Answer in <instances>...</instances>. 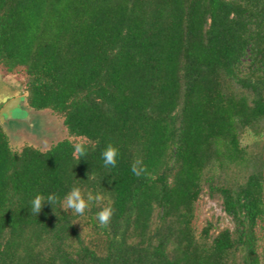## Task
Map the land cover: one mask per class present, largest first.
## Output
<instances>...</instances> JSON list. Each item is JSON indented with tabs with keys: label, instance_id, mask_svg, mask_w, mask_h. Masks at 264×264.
Instances as JSON below:
<instances>
[{
	"label": "trees",
	"instance_id": "trees-1",
	"mask_svg": "<svg viewBox=\"0 0 264 264\" xmlns=\"http://www.w3.org/2000/svg\"><path fill=\"white\" fill-rule=\"evenodd\" d=\"M0 70L67 133L15 148L0 126V264H264V0H0ZM73 186L105 199L31 214ZM202 197L231 229L197 226Z\"/></svg>",
	"mask_w": 264,
	"mask_h": 264
},
{
	"label": "rangeland",
	"instance_id": "rangeland-1",
	"mask_svg": "<svg viewBox=\"0 0 264 264\" xmlns=\"http://www.w3.org/2000/svg\"><path fill=\"white\" fill-rule=\"evenodd\" d=\"M24 77L22 75H7L0 70V103L11 100L14 97L24 94ZM7 102V101H6ZM4 105V104H3ZM41 133L34 140L27 136L16 134L11 139V145L20 148L25 144L32 145L41 150L49 148L52 144L67 138L66 130L62 120L51 114L49 111H41ZM253 138L247 137L243 143H252ZM211 222L215 227L222 229L225 227L232 228V223L222 212L219 204L202 197L199 201L197 226L203 227L205 222Z\"/></svg>",
	"mask_w": 264,
	"mask_h": 264
},
{
	"label": "clouds",
	"instance_id": "clouds-1",
	"mask_svg": "<svg viewBox=\"0 0 264 264\" xmlns=\"http://www.w3.org/2000/svg\"><path fill=\"white\" fill-rule=\"evenodd\" d=\"M72 148V155L75 158L85 157L87 155L86 145L83 140L74 142L72 144ZM119 154V149L116 146H114L112 143L107 144L101 153L104 167H116L117 157ZM130 170L136 177H141L147 171L146 167L143 166L142 159H136L132 163ZM104 199V195L100 192L93 194V192L88 191L85 194L81 187L73 186L71 190L64 196L62 201H60V198L56 193H52L46 198L42 194H36L31 200L30 211L32 215L38 216L46 202L51 204L53 207L59 202L65 211L71 210L74 215L83 216L87 210H90V207L93 203L99 205L104 201ZM114 215L115 209L113 206L110 204L103 206L101 210L96 213V219L98 221L99 227L107 228L110 225Z\"/></svg>",
	"mask_w": 264,
	"mask_h": 264
},
{
	"label": "water",
	"instance_id": "water-1",
	"mask_svg": "<svg viewBox=\"0 0 264 264\" xmlns=\"http://www.w3.org/2000/svg\"><path fill=\"white\" fill-rule=\"evenodd\" d=\"M27 93L14 97L0 109V126L5 130L9 139L21 134L33 140L41 133V111L30 109L26 105Z\"/></svg>",
	"mask_w": 264,
	"mask_h": 264
}]
</instances>
